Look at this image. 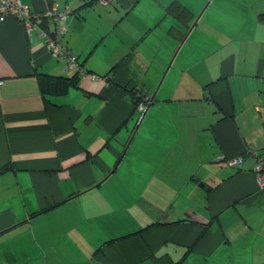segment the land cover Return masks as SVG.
Listing matches in <instances>:
<instances>
[{
    "label": "crops",
    "instance_id": "0c3cea01",
    "mask_svg": "<svg viewBox=\"0 0 264 264\" xmlns=\"http://www.w3.org/2000/svg\"><path fill=\"white\" fill-rule=\"evenodd\" d=\"M19 1L78 68L0 20V264H264V0Z\"/></svg>",
    "mask_w": 264,
    "mask_h": 264
},
{
    "label": "built area",
    "instance_id": "2783aa9c",
    "mask_svg": "<svg viewBox=\"0 0 264 264\" xmlns=\"http://www.w3.org/2000/svg\"><path fill=\"white\" fill-rule=\"evenodd\" d=\"M102 1V0H101ZM69 11L66 10H56L51 8L41 15L32 14L28 7L22 5L19 0H0V20L5 16L11 15L18 19L25 30L29 33L33 32L37 28V24L40 21H50L52 24L51 31L47 32L45 30L39 31L41 39L44 41L45 47L48 49L53 57L60 58L64 61L66 69L70 71H76L78 68L77 57L63 44L61 36L65 31L63 22L67 17ZM1 85V82H0ZM138 111L142 112L144 106H138ZM221 160V156L217 157ZM236 167L240 168L242 165L241 159H235L232 162ZM259 170L257 174L258 186L264 187V161H259Z\"/></svg>",
    "mask_w": 264,
    "mask_h": 264
},
{
    "label": "trees",
    "instance_id": "16d2710c",
    "mask_svg": "<svg viewBox=\"0 0 264 264\" xmlns=\"http://www.w3.org/2000/svg\"><path fill=\"white\" fill-rule=\"evenodd\" d=\"M168 10L171 13L173 12L174 15H176L178 17H180L184 12V10H182V8H180V6H178V4H175V3L171 4L168 7ZM257 19L260 23L264 24V10L257 15ZM39 25H41V27H47L45 25V21H40V23L37 24V27ZM49 31H51V30H49ZM77 78H78L77 73L72 75L69 78L51 77V76H46V75H40V76H38V81H39V87H40L42 95L47 94V95L59 96V95H64L65 92L68 90V87L76 85L78 82ZM130 95L132 97V102H133L132 104L134 105L135 109H137V107L140 105L146 106L149 104V97L147 95H141V94H138L136 92L131 93ZM7 169H8V166L3 167L2 169H0V171L7 170ZM42 211H45V210H41L40 212H42ZM166 264H179V261L178 262H168Z\"/></svg>",
    "mask_w": 264,
    "mask_h": 264
},
{
    "label": "water",
    "instance_id": "95a60500",
    "mask_svg": "<svg viewBox=\"0 0 264 264\" xmlns=\"http://www.w3.org/2000/svg\"><path fill=\"white\" fill-rule=\"evenodd\" d=\"M152 99H153V97H151V98H150L149 102H151V101H152ZM146 108H147V107H146ZM146 108H144V109H143L140 119H141V118H142V116L144 115V112L146 111ZM140 119H139V120H140Z\"/></svg>",
    "mask_w": 264,
    "mask_h": 264
}]
</instances>
